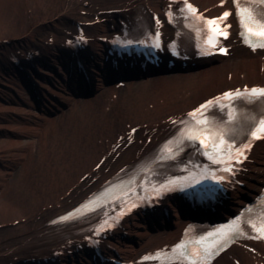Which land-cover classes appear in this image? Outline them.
Instances as JSON below:
<instances>
[{"label":"bare ground","instance_id":"obj_1","mask_svg":"<svg viewBox=\"0 0 264 264\" xmlns=\"http://www.w3.org/2000/svg\"><path fill=\"white\" fill-rule=\"evenodd\" d=\"M193 1L215 13L224 9L218 5L220 0ZM139 2L160 11L168 0H0V262L16 254L37 255L61 247L65 241L49 234L45 223L75 207L118 169L156 146L165 138L169 120L226 89L264 83V53L254 54L236 42L230 57L197 69L146 77L132 73L125 83L126 93L125 87L119 86L120 79L105 81L97 66L104 61L96 60L91 67L92 94L80 98L72 92L67 72L59 65L63 40L82 21L93 22L85 26L91 34L106 35L117 29L120 21L130 19ZM38 33H48L47 41L49 37L54 41L46 45L36 63L44 62L57 73L39 67L41 74H37L27 62L13 71L16 65L6 62L14 53L9 45L18 50L27 41L45 42L38 40ZM103 46L97 40L91 44L99 52ZM33 80L38 105L27 88H34ZM120 92L122 97L117 99L115 94ZM54 108V112L60 108L54 117L37 110ZM133 127H139L138 140L127 145L126 136ZM146 137H151V142ZM119 143L122 145L114 151ZM104 157L107 159L97 168ZM249 166L243 175L245 186L236 188L234 209L264 181V143ZM19 178L29 181L30 195L22 200L8 195ZM170 207V221L152 223L139 215L129 218L125 231L108 241L113 248L107 253L136 258L167 246L184 225L179 209L172 203ZM250 245L256 253L234 246L214 264H262L264 244L252 241ZM70 262L95 264L83 255L72 256L66 263Z\"/></svg>","mask_w":264,"mask_h":264},{"label":"snow or ice","instance_id":"obj_2","mask_svg":"<svg viewBox=\"0 0 264 264\" xmlns=\"http://www.w3.org/2000/svg\"><path fill=\"white\" fill-rule=\"evenodd\" d=\"M184 8L181 11H187L189 15L193 18H199L202 21L204 27L203 35L205 37L204 43L207 46L214 47L217 43L218 37L228 36V32L225 30L226 27H221L223 20H225L231 13L225 11L221 17L205 19L201 14L198 13V10L190 3L188 0H182ZM223 3V0H222ZM251 3V0H245V4ZM261 4H264V0H260ZM237 14L239 16L240 24L242 31L240 35L244 38L246 44L252 47L254 50L257 47L264 48V10L256 11L253 6L241 7L240 0H236ZM171 19V13H169ZM199 32V30H197ZM128 43H131L129 41ZM156 47H160L159 43V33L156 34L154 40ZM221 52L226 53V49L221 48ZM243 94L248 95L251 100L260 97L264 98V88H252L243 90ZM240 96L242 93L237 90L234 94L232 92H226L221 97H216L215 100H209L207 104L202 105L201 108L197 109L195 112L190 113V117H195L197 113H200L202 109L207 108L209 105H213L217 101L222 100H231L233 96ZM253 121L249 125V135L251 139H264V119H255L249 117ZM234 120L233 112H228V122ZM175 123V121H173ZM225 122L223 124L212 120L199 119L194 123H191V126L186 127L181 133V139H186L192 141L193 143L199 142L205 149L204 154L209 157L216 164H223V172L235 174L233 163H241L244 159H247L245 155L246 151L249 150L251 146V139L249 143L245 144L241 142L239 146H236L234 143H229L225 140V136L229 135L230 139H234L241 130L237 129L232 124ZM173 141H169V144L166 145V151L170 154L173 153V148L171 145ZM174 158V156L172 157ZM201 175L204 176V179H208L211 175L212 179H216L218 182H222L225 177L223 175L217 177L215 173H208ZM195 180L197 183L200 181L193 174H189L188 177H176L174 180H169L164 184H161L159 188H155L157 196L163 195L166 192L173 191L175 188L173 186L178 184H186L191 186V182ZM136 205L133 204L132 207ZM130 210V209H129ZM121 213L120 215H123ZM71 215V214H70ZM70 217H62V220H67ZM105 224L108 227H111V224H108L105 221ZM252 228L255 229L261 237H264V217L260 219L259 226L252 223ZM104 228V225H101V229ZM243 234L240 217H237L236 220L230 222L227 226H220L214 232H208L206 236H201L198 241H195L191 247H188L185 242H181L175 246L174 251L179 250V254L184 259L190 261V264H201V262L214 254L213 250L219 251L224 248L230 240L233 239L234 235ZM157 255H160L159 253ZM150 257L145 256L144 259L147 260Z\"/></svg>","mask_w":264,"mask_h":264},{"label":"rangeland","instance_id":"obj_3","mask_svg":"<svg viewBox=\"0 0 264 264\" xmlns=\"http://www.w3.org/2000/svg\"><path fill=\"white\" fill-rule=\"evenodd\" d=\"M39 35H38V37H41L42 36V34H40V33H38ZM125 87V89H126V86H123V88ZM127 90H128V88L125 90V93L127 92ZM122 92H120V93H118L115 97L117 98V96H118V98H119V96L121 95V97H122ZM82 101V100H81ZM60 120V119H59ZM61 123H66L65 122V120H61L60 121ZM51 133V132H50ZM52 137L54 136V134L53 133H51L50 134ZM28 158H29V156H27ZM55 168H57L56 166H54ZM43 171H44V169H42ZM57 171V170H56ZM45 175V174H44ZM28 179H30V180H32V177L31 176H28ZM28 185H29V181L28 180H26V179H20L19 178V180H17V181H14L13 182V185H11L10 186V192L8 193V195H10V196H13V197H15L16 199H23V198H25V197H28L29 195H30V192H29V190L27 189V187H28ZM42 184H40V186H41ZM43 185H45L44 183H43Z\"/></svg>","mask_w":264,"mask_h":264}]
</instances>
